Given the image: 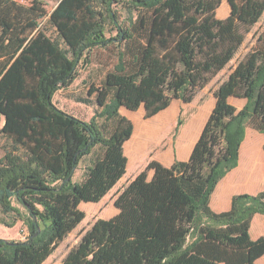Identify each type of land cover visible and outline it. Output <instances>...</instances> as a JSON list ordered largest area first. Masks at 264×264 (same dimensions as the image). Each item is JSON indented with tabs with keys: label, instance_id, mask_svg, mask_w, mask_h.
Wrapping results in <instances>:
<instances>
[{
	"label": "trees",
	"instance_id": "obj_1",
	"mask_svg": "<svg viewBox=\"0 0 264 264\" xmlns=\"http://www.w3.org/2000/svg\"><path fill=\"white\" fill-rule=\"evenodd\" d=\"M24 1L0 0V137L8 140L0 210L28 233L0 238V264H43L85 218L80 203L99 202L125 174L134 126L120 108L143 106L149 118L174 99L190 103L264 13V0H227L222 19L215 14L222 0H60L47 21L52 37L40 26L42 1ZM108 23L114 35L107 36ZM111 46L112 69L76 98L94 106L91 118L60 109L54 94L71 85L93 50ZM213 95L188 160H149L117 193V213L97 218L58 264H257L264 236L252 239L250 227L264 215V190L233 195L222 212L209 202L238 165L246 128L264 133V30ZM230 97L245 104L237 109Z\"/></svg>",
	"mask_w": 264,
	"mask_h": 264
},
{
	"label": "rangeland",
	"instance_id": "obj_2",
	"mask_svg": "<svg viewBox=\"0 0 264 264\" xmlns=\"http://www.w3.org/2000/svg\"><path fill=\"white\" fill-rule=\"evenodd\" d=\"M31 0H25L24 3H29ZM44 4L47 16L40 21V26L45 28L47 34L52 37L56 36L55 28L50 26L47 21L52 10L57 6L60 0H41ZM117 10L119 21H123L126 12L120 6L114 7ZM230 7L227 0H222L219 7L216 9L217 18H225L229 14ZM264 30V13L260 20L251 27V30L246 33L245 39L235 54L234 58L219 72L211 76L208 83L198 89L195 93L193 100L190 103H184L181 100H172L169 107L160 111L158 114L145 118L144 108L141 106L135 111L121 109V112L129 118L134 126L136 146L134 152L139 150L142 161L144 159L151 160L158 157L162 161H166L173 157L176 146V139L180 131L181 125H177L178 119L185 121V119L196 112L200 107L208 104L207 102L212 98L213 90L225 80L228 74L236 66V63L243 58V56L250 51L256 42L257 36ZM115 34L114 26L111 23L107 24V36ZM115 47L111 46L104 49H95L92 51L90 58L81 61L75 75V79L67 89L58 90L54 94V103L62 110L73 114L83 120H89L94 113V106L92 104H85L76 101L77 97H87V92L92 85L98 86L105 74L112 69L116 63ZM206 112H201L199 121L201 122ZM178 127L177 131L176 128ZM8 144L5 137H0V156L3 154V147ZM257 160L254 159L253 171L257 168ZM87 159L80 163L77 170L76 177H80ZM132 172H127L124 176L126 180ZM122 184V183H121ZM119 184L115 189L110 191L103 199L100 205L93 202H83L80 204V209L85 212V218L80 224L72 230L53 251V253L46 259L43 264H58L67 251L74 246L81 235L92 225L97 218H110L115 213L113 201L120 191ZM14 205L17 203L14 201ZM92 204L95 207L92 206ZM97 206L99 208H97ZM260 216H264L259 214ZM258 215V216H259ZM0 238L9 240H23L28 233L26 226L20 220H13V215L3 214L0 210ZM264 236V226H258L256 221L251 224L250 236L253 239L255 235ZM257 264H264V255L260 257Z\"/></svg>",
	"mask_w": 264,
	"mask_h": 264
},
{
	"label": "crops",
	"instance_id": "obj_3",
	"mask_svg": "<svg viewBox=\"0 0 264 264\" xmlns=\"http://www.w3.org/2000/svg\"><path fill=\"white\" fill-rule=\"evenodd\" d=\"M62 90V89H61ZM229 102L233 104L237 109L242 108L245 104L244 99H239L235 97H230ZM208 104L200 107L196 112L190 114L180 127L178 133L176 146L174 150L173 157H170L166 161H162L158 157H154L155 160L161 162L164 166H170L174 159L181 161L188 160L192 149L201 133V130L211 113L214 104L215 97L212 95V98L207 102ZM120 113L124 115L121 112ZM201 112H206L203 116L202 121H199V115ZM137 137H135V131L133 130L132 136L124 144V153L127 156L128 162L126 167V172H132V174L124 180L125 174L120 178L116 185L110 190L115 189L119 184L120 190L127 185V183L132 180L141 170H143L149 160L144 159L142 161L139 150L134 152V146L137 144ZM264 133H260L252 128H246L245 137L242 141L239 149V158L238 165L229 171L216 185L214 191L211 194L209 205L211 209L215 212L226 211L230 208L232 196L239 193H251L255 194L264 190ZM254 159L257 161V168L253 171V162ZM153 171L148 172V178H151ZM80 180V179H78ZM109 191V192H110ZM108 192V193H109ZM107 193V194H108ZM107 194L99 201L96 202L98 205L101 204L103 199ZM100 203V204H99ZM81 204V203H80ZM92 204L93 207L94 205ZM80 206V205H79ZM97 208H99L97 206ZM117 209L115 208V213ZM113 215V216H114ZM256 214L252 220V223L256 221L257 225L264 226V216H258ZM101 218V217H100ZM103 218V217H102ZM108 219V218H104ZM260 235H255L253 239H256Z\"/></svg>",
	"mask_w": 264,
	"mask_h": 264
}]
</instances>
